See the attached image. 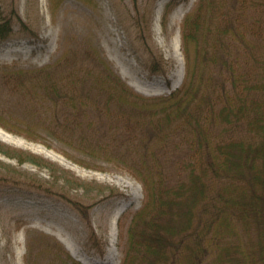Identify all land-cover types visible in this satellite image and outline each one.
Wrapping results in <instances>:
<instances>
[{"label":"trees","instance_id":"obj_1","mask_svg":"<svg viewBox=\"0 0 264 264\" xmlns=\"http://www.w3.org/2000/svg\"><path fill=\"white\" fill-rule=\"evenodd\" d=\"M133 1L134 49L150 74H164L168 64L153 42L150 19ZM180 1L164 3L163 24ZM14 25L36 35L13 6L4 12L0 5V39ZM180 35L184 74L169 93L137 91L94 50L96 64L62 77L47 67L18 70L8 98L24 97V116L0 102V126L32 137L36 121H45V135L93 159L122 163L140 182L143 199L124 237L118 226L120 264H264V0H196ZM82 82L84 89L77 87ZM0 153L58 170L1 140ZM0 169L18 181L15 166L0 160ZM22 183L52 189L33 176ZM109 195L122 193L111 189ZM80 212L90 243L102 253L88 215ZM55 243L28 242L26 258L39 264L38 255L50 253L48 264H81Z\"/></svg>","mask_w":264,"mask_h":264},{"label":"rangeland","instance_id":"obj_2","mask_svg":"<svg viewBox=\"0 0 264 264\" xmlns=\"http://www.w3.org/2000/svg\"><path fill=\"white\" fill-rule=\"evenodd\" d=\"M166 1L136 0L141 12H146L150 19L151 37L168 64L164 74H150L134 49L137 42L131 26V16L135 14L133 0H60L58 4L54 0H0L4 12L13 6L36 33L30 35L14 25L13 33L0 39L1 104L9 102V111L21 119L26 100L15 94L8 98L18 70L27 74L29 70L47 67L54 70L55 77H62L73 68L96 64L94 50L137 91L146 95L169 93L183 78L181 21L196 0L177 3L163 24L161 13ZM1 72L11 79L5 82ZM86 86L87 82H82L77 87ZM45 124L36 121L32 137L0 126L1 141L40 155L58 168L52 171L30 162L19 164L0 153L1 161L16 167L18 180L5 179L2 174H7L0 172V264H31L26 258L28 242L33 246L57 242L81 264H120L123 254L119 244L123 241L118 226L122 224L124 237L130 217L143 199L140 182L122 163L93 159L69 143L45 135ZM31 176L51 187V191L22 183ZM111 189L122 195H109ZM75 203L81 204L88 215L103 243L102 253L90 243L82 209ZM33 249L36 255L38 248ZM50 256L38 255L39 264H48Z\"/></svg>","mask_w":264,"mask_h":264},{"label":"bare ground","instance_id":"obj_3","mask_svg":"<svg viewBox=\"0 0 264 264\" xmlns=\"http://www.w3.org/2000/svg\"><path fill=\"white\" fill-rule=\"evenodd\" d=\"M179 76H181L180 72H179ZM112 244V242H110Z\"/></svg>","mask_w":264,"mask_h":264}]
</instances>
